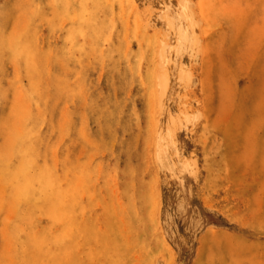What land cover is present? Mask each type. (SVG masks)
I'll return each instance as SVG.
<instances>
[{
	"label": "rangeland",
	"instance_id": "374dc122",
	"mask_svg": "<svg viewBox=\"0 0 264 264\" xmlns=\"http://www.w3.org/2000/svg\"><path fill=\"white\" fill-rule=\"evenodd\" d=\"M0 69V264H264V0H0Z\"/></svg>",
	"mask_w": 264,
	"mask_h": 264
},
{
	"label": "bare ground",
	"instance_id": "6f19581e",
	"mask_svg": "<svg viewBox=\"0 0 264 264\" xmlns=\"http://www.w3.org/2000/svg\"><path fill=\"white\" fill-rule=\"evenodd\" d=\"M18 6V5H17ZM183 13V12H182ZM185 13V12H184ZM185 16V15H184ZM185 17H187V16H185ZM181 18V17H180ZM186 19V18H185ZM182 23V22H181ZM19 29V28H18ZM31 46V45H30ZM77 54V53H76ZM19 63H21V61L19 62ZM7 68V67H6ZM52 69V68H51ZM1 70V69H0ZM40 70V69H39ZM3 71V70H2ZM15 73V72H14ZM22 77V76H21ZM38 78H40V75H39V77ZM124 78V77H123ZM18 79V78H17ZM32 81V80H31ZM34 81V80H33ZM57 81V80H56ZM68 81V80H67ZM77 81V80H76ZM58 82V81H57ZM60 83H63V82H60ZM70 83V82H69ZM27 85V84H26ZM81 87V86H80ZM83 89V88H82ZM18 96V95H17ZM32 96V95H31ZM20 97V96H19ZM21 98V97H20ZM18 99V98H17ZM16 100H14V102H15ZM19 101V100H18ZM16 104V103H15ZM20 104H21V102H20ZM23 106H24V104H23ZM22 106V107H23ZM19 111H20V109H19ZM25 111V110H24ZM16 112V111H15ZM20 116H22V114L20 115ZM47 116V115H46ZM15 120L17 119V117H15L14 118ZM14 119H13V121H14ZM75 119V118H74ZM239 122V121H238ZM14 124V123H13ZM5 126L6 127H8L7 125H6V123H5ZM16 128V127H15ZM22 128H23V125H22ZM5 129V128H4ZM237 129V128H236ZM15 130V129H14ZM13 130V131H14ZM12 131V132H13ZM16 131V130H15ZM5 132H6V129H5ZM18 132V131H17ZM9 133H11V131L9 132ZM20 133V132H19ZM2 147V146H1ZM49 189V188H48ZM264 215V214H263ZM48 218V217H47ZM118 219V218H117ZM49 221V220H48ZM131 223V222H130ZM109 229V228H108ZM109 235H111V234H109ZM124 241V240H123ZM126 241H129V239L128 240H126ZM91 242V241H90ZM135 245V244H134ZM133 245V246H134ZM131 247V246H130ZM129 248V247H128ZM109 253H111V252H109ZM99 264V263H98Z\"/></svg>",
	"mask_w": 264,
	"mask_h": 264
}]
</instances>
